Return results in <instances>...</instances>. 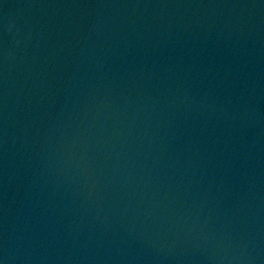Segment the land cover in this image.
<instances>
[{
    "label": "water",
    "instance_id": "obj_1",
    "mask_svg": "<svg viewBox=\"0 0 264 264\" xmlns=\"http://www.w3.org/2000/svg\"><path fill=\"white\" fill-rule=\"evenodd\" d=\"M0 264H264V0H0Z\"/></svg>",
    "mask_w": 264,
    "mask_h": 264
}]
</instances>
